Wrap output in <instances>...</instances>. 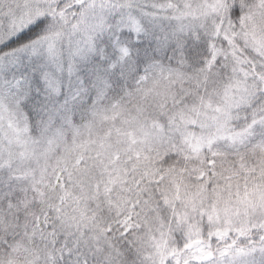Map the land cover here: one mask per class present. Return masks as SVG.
<instances>
[{
    "label": "snow or ice",
    "instance_id": "1",
    "mask_svg": "<svg viewBox=\"0 0 264 264\" xmlns=\"http://www.w3.org/2000/svg\"><path fill=\"white\" fill-rule=\"evenodd\" d=\"M0 264H264V0H0Z\"/></svg>",
    "mask_w": 264,
    "mask_h": 264
}]
</instances>
